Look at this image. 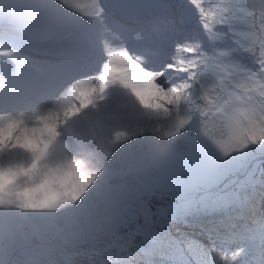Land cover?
<instances>
[{
  "label": "rangeland",
  "instance_id": "rangeland-1",
  "mask_svg": "<svg viewBox=\"0 0 264 264\" xmlns=\"http://www.w3.org/2000/svg\"><path fill=\"white\" fill-rule=\"evenodd\" d=\"M48 1L55 3L54 0ZM35 6L36 9L39 8L38 11L42 8L41 4ZM22 18L18 17L19 20ZM188 18L192 21V13ZM185 29L191 35L190 28ZM170 70L167 69V73ZM125 88L130 91L128 97L135 93L134 89ZM88 92L89 90L80 91L78 99L84 102L88 99L87 102H90V94H86ZM118 94L119 91L116 90L106 102L115 100ZM122 100L117 99L108 112L126 114L127 120L115 133L100 138V142L96 143L99 147L92 146L89 152H99L105 145H108V150H112V142L121 143L119 150H128L127 158H123L112 169L101 163L86 168L77 166L78 159L70 154L65 144L51 146L49 139L45 142L41 137L35 138L36 133L39 134L45 127L44 131H49L47 134L50 135L56 123L58 126L66 123L64 112L76 107L78 103L68 105L70 108L66 107L64 111L56 110L63 117L51 113L45 115L42 122H31L28 126L30 130L18 131L13 126L0 129V132L4 131L0 133V139L9 143L6 142L7 151L0 150V244L29 245L44 242L52 234L55 224L69 220L77 213L85 198L93 199L106 187L128 182L131 186L130 195L115 220L110 248L103 251L89 250V257L96 256L104 264H143L142 259L137 257L136 245L133 244L138 239L143 241V238H137L139 236L134 226L136 221L149 224L152 229L162 232L163 240L167 241L165 246H170L172 242L178 243L177 250L183 245L184 249L180 247L179 251L191 256L190 264H221L220 257L231 254L225 245L227 247L232 244L209 238L206 233L200 232L186 221L199 211L210 212L212 215H230L229 213H243V209L251 210L255 206H263L264 215V142H249L223 151L204 134L200 122L193 125L192 120L183 126L188 134L181 136L180 142L177 139L172 141L173 136H165L161 130L166 122L159 107L162 103L160 90L155 88V92L148 97L134 96L129 102ZM98 101L95 99L91 102L98 104ZM47 110L49 113L51 109ZM35 116L36 113L33 117ZM98 119L100 120L99 117ZM179 132L176 133L177 136L181 135ZM26 137L32 138L31 149L28 151H24L26 149L22 146V140ZM35 139L43 143H38ZM89 154L80 159L81 166L93 161ZM205 184L210 185L203 187ZM168 185H176L181 190L170 194L162 191V198L157 197L156 192H151L162 190ZM254 185L259 186L257 191ZM167 195L177 199L182 207H169L165 197ZM40 220L46 230L45 233L42 232L43 235L37 231L42 228L41 223L37 225ZM255 223L256 225L252 223L254 227H250L247 222L240 226L244 227L243 231L239 233L233 230L232 233L241 237L248 232L255 233L256 230L261 235L257 254L264 257L263 217ZM166 233L170 235L166 236ZM221 242L225 245H220ZM197 253H204L202 260L197 258ZM6 254L8 256L3 264H12L14 258L9 253ZM252 260L253 258L247 259L244 264H252ZM174 261L175 264L184 262L178 258H169L161 260V264ZM25 264H31V257Z\"/></svg>",
  "mask_w": 264,
  "mask_h": 264
},
{
  "label": "snow or ice",
  "instance_id": "snow-or-ice-1",
  "mask_svg": "<svg viewBox=\"0 0 264 264\" xmlns=\"http://www.w3.org/2000/svg\"><path fill=\"white\" fill-rule=\"evenodd\" d=\"M191 32L167 74L154 83L160 89L165 136H174L193 118L223 151L249 142H264V0H191ZM24 17L25 27L17 21ZM37 10L13 4L0 15V95L15 86L17 69L27 59L16 33L39 24ZM125 182L85 198L69 220L53 226L41 243L12 244V264H103L89 250H105L114 224L130 195ZM221 264H241L237 245ZM204 253H197L203 259Z\"/></svg>",
  "mask_w": 264,
  "mask_h": 264
},
{
  "label": "bare ground",
  "instance_id": "bare-ground-1",
  "mask_svg": "<svg viewBox=\"0 0 264 264\" xmlns=\"http://www.w3.org/2000/svg\"><path fill=\"white\" fill-rule=\"evenodd\" d=\"M12 1L13 2H10V5H8L7 9H5V10L9 11L11 9L10 6H13V4L18 5L17 4V0H12ZM26 1H28V3L26 4V6L27 5H29V6L30 5H34L35 6V5L41 4L42 8L39 10V13L40 14L43 13V14L49 16L48 17L49 19L51 17L52 19L55 20V22H59V24H62V27L61 28L65 29L66 27L67 28L71 27L73 30L82 29V27L77 24V21L81 20L80 16L86 10V7L88 5L87 0H66V3L64 2V0H54L55 3H52L51 1H48V0H26ZM18 2H19V0H18ZM22 2L19 5H23ZM179 2H178V0H167V3H166L167 6H165V12H166V8H167L168 11H171L173 8H176V6H177L179 8L180 12L171 15L172 18H173V20H181L180 19V14L181 13H184V14L188 13L189 15H186V16L191 17V13H192L191 0H189V7L188 8H185V7L181 6L179 4ZM57 8H60V10H58V12H56L57 11ZM188 19L191 21V18H188ZM17 21H18V23L20 24V26L22 28L25 27L24 17L21 20H19L17 18ZM160 22H161V24H164V25H167V26L169 25V23L172 24L171 21L161 20ZM49 24L50 25H53L54 22H52V21L49 20ZM138 26H140V25H138ZM172 26H173V24H172ZM94 32H95V34L98 35V41H97V43L99 45H101L103 48H107V49H111L113 47V43L115 42V40L113 38L114 37V34L111 31V29L109 27H107V25L104 23L103 20H100V21H98L95 24ZM20 33L22 35H21V37L18 38V41L21 44H23L26 41V39L22 38V36L24 34H27L28 35L27 38H29V39L42 37V35H40L38 33V31H34V30H31V29H28V28H26V30H23V31H20V32L16 33L17 37H18V35ZM179 39L180 38L178 37V40ZM135 40H136V38H133L132 39V41H135ZM145 75H147V74H145ZM148 75H147L148 76L147 78L142 79L140 82H137L136 80L124 81L123 80L124 79V75H122L119 78H117L115 82L118 85H122V86L125 85V87H129L130 86V88L134 89L135 90V93L134 92L131 93V97H134V96L148 97V96H150V94H153L155 92V86H157L152 80L153 79H156V77H159V76H153V73L152 74L151 73H148ZM77 89L78 88H75L74 86H70L69 87V90L71 92H73V91L75 92ZM49 104H50V106L52 108V112L51 113H54V114L55 113L57 114V111L56 110H61V109L65 108V107H63L60 104V102L58 103L56 100L54 102H52V101L49 102ZM79 108H81V107H79ZM76 114H77V111H75L72 108L69 109V110H67L66 112H64V116L66 118L64 120L66 123H64V124H67V125L64 126L63 124H60L59 129H60L61 133H70V134H72V137L73 138L79 139V141H84L85 143H87V141L89 139H91L92 138V135H93V133H92V122H91V118L92 119H95V120H99L98 119V115L97 114L90 115L89 116L90 119H87L85 121H82V120H79V119H75L73 123H70L67 120V117H71L72 116V118H75V115ZM45 115H47V114H45ZM57 116H59V117L62 116L63 117V115H60V114H57ZM1 121L2 120H1V117H0V122ZM16 121L17 122L15 123V125L20 126V127L17 128L20 131L21 130H28V129H30L28 127L29 125L27 127L25 126L26 125V122L28 121L27 115L26 116H18L16 118ZM99 121H101V120H99ZM11 123H12L11 121H8V124H11ZM179 133H181V132H179ZM50 136H51V138L53 137L52 134H50ZM180 137H181V135L178 134V136H177V134H175L171 139H172V141L175 140V139H177V141L180 142L181 141L180 140ZM183 141H184V138H183ZM108 248H110V247H108ZM165 256L168 257V255H165ZM178 259H179V261H184L181 258H178ZM104 262H106V261H104ZM141 262H143V264H151V263H153L152 259H144V260H141ZM170 264H175V261L174 262H171Z\"/></svg>",
  "mask_w": 264,
  "mask_h": 264
},
{
  "label": "trees",
  "instance_id": "trees-1",
  "mask_svg": "<svg viewBox=\"0 0 264 264\" xmlns=\"http://www.w3.org/2000/svg\"><path fill=\"white\" fill-rule=\"evenodd\" d=\"M220 181H222V179L220 180ZM219 181V182H220ZM218 182V183H219ZM217 183V184H218ZM210 184H205L203 187H208ZM216 185V184H215ZM189 186H192V185H189ZM183 187H187V186H183ZM180 190H181V188H180ZM180 190H178V188H177V186L175 185H168V186H165V187H163L162 188V190L160 189L159 190V192L161 193V194H163L162 193V191L165 193V194H170V193H177V192H179ZM41 223V225H42V222H38L37 223V225H39ZM219 223H221V222H219ZM40 230L42 231V232H46V230L44 229V227H43V225H42V228H40ZM40 234H41V232H40ZM0 249L4 252V250H5V248L3 249V247H1L0 246Z\"/></svg>",
  "mask_w": 264,
  "mask_h": 264
}]
</instances>
